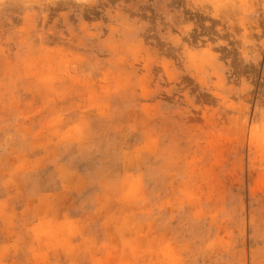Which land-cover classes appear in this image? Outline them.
<instances>
[{
  "label": "rangeland",
  "instance_id": "rangeland-1",
  "mask_svg": "<svg viewBox=\"0 0 264 264\" xmlns=\"http://www.w3.org/2000/svg\"><path fill=\"white\" fill-rule=\"evenodd\" d=\"M0 264H264V0H0Z\"/></svg>",
  "mask_w": 264,
  "mask_h": 264
}]
</instances>
